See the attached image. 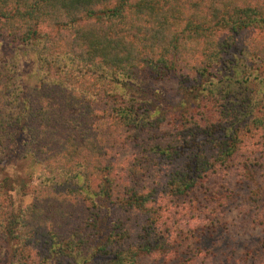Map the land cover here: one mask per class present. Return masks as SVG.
Masks as SVG:
<instances>
[{"label":"trees","instance_id":"1","mask_svg":"<svg viewBox=\"0 0 264 264\" xmlns=\"http://www.w3.org/2000/svg\"><path fill=\"white\" fill-rule=\"evenodd\" d=\"M0 39L34 52L40 81L22 100L0 61V163L39 166L15 210L0 180V264L7 245L8 264H137L170 205L197 209L210 174L264 145V0H0Z\"/></svg>","mask_w":264,"mask_h":264},{"label":"rangeland","instance_id":"2","mask_svg":"<svg viewBox=\"0 0 264 264\" xmlns=\"http://www.w3.org/2000/svg\"><path fill=\"white\" fill-rule=\"evenodd\" d=\"M9 59L15 63L20 98L25 100L27 94L40 82L38 73L35 72V54L25 45L8 44L0 39V61ZM161 86L167 97L175 98L177 88L172 80L164 81ZM252 159L262 162L259 176L252 177L247 173H243L242 177L238 175L241 172L236 171V168L241 163L249 164ZM38 171L39 166L28 157L12 156L0 163V180L7 179L12 186L10 193L14 210L19 205L30 202L29 195H22L21 185L37 175ZM226 188L232 189L237 195L231 204H237L236 208L229 209V202L225 198L222 200L215 197L224 193ZM250 188L257 192L245 196ZM258 198L264 199V145L260 143L257 148L240 150L230 167L208 176L196 192V199L199 201L197 209L191 205L187 210L170 205L157 225L161 230L160 237L165 239L163 248L153 252V256L142 257L137 264H264V202L260 205ZM190 201L195 204L194 200ZM140 218L136 214L134 221ZM223 221L229 227L230 236L227 241L223 240ZM256 244L260 250L254 260L244 263L236 260L247 249H254L251 247ZM201 245L207 247L208 252L198 255L197 247ZM233 247L235 253L228 260L226 255ZM166 250L170 254L163 258L160 255ZM3 255L1 264H8L10 245L6 246Z\"/></svg>","mask_w":264,"mask_h":264}]
</instances>
